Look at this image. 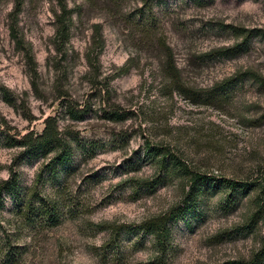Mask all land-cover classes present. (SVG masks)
I'll return each mask as SVG.
<instances>
[{
    "label": "rangeland",
    "instance_id": "374dc122",
    "mask_svg": "<svg viewBox=\"0 0 264 264\" xmlns=\"http://www.w3.org/2000/svg\"><path fill=\"white\" fill-rule=\"evenodd\" d=\"M263 173L264 0H0V264H264Z\"/></svg>",
    "mask_w": 264,
    "mask_h": 264
},
{
    "label": "trees",
    "instance_id": "16d2710c",
    "mask_svg": "<svg viewBox=\"0 0 264 264\" xmlns=\"http://www.w3.org/2000/svg\"><path fill=\"white\" fill-rule=\"evenodd\" d=\"M194 3H200L201 0H192ZM69 11L65 10V8L62 6L60 7V13L59 15H54L55 19V25H56V31L55 36L57 39L60 40H66V32H67V26L69 23L70 18L68 17ZM63 109L66 111V114H68L72 118L79 117L80 113L79 111H76L74 108L70 107L69 105H65ZM43 128L39 133H33V132H27L23 135H21L17 141V146L22 148V154L24 156H30V155H36L39 154L41 156H46L47 154H50L51 152L55 150H61L58 154L57 159L59 160V163L61 160L65 159L66 153H62L63 151V145L61 144L60 140V131L59 128L56 125V119L54 116H47L42 121ZM160 154V153H159ZM60 155V156H59ZM164 155V154H162ZM163 161L160 162V164L163 166ZM168 164H171V161L168 162ZM174 165L172 164V167ZM262 180L257 181L255 185L256 195H255V202L258 203L256 208V214L258 212L262 211V216L260 219L263 220L264 224V207L262 206L261 202H264V173L261 176ZM201 181H203V178L200 177L197 173H192L189 175V183L190 186L188 188V195H193L194 189L197 187V185L201 184ZM3 186L8 193H12V185L10 183H3ZM241 187H244V185H241ZM1 206V201H0ZM29 207L28 205L26 206ZM55 208L48 207V210L45 211V213L42 215L45 221H49L48 223L51 226H54L56 224L57 218L55 215ZM176 212H173V210H170L168 213L162 215V216H156L152 217L146 221H144L139 229L150 235L155 242L159 245L160 248H163L164 244L167 242L168 238V228L167 224L169 221L173 220L176 215ZM264 251V250H263ZM262 251V252H263ZM255 260H260L259 258H255ZM257 261H252V264H256Z\"/></svg>",
    "mask_w": 264,
    "mask_h": 264
}]
</instances>
